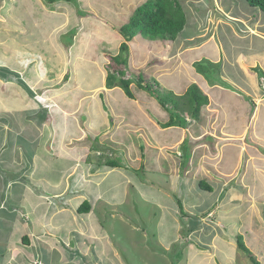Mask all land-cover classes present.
I'll list each match as a JSON object with an SVG mask.
<instances>
[{
  "label": "crops",
  "instance_id": "obj_1",
  "mask_svg": "<svg viewBox=\"0 0 264 264\" xmlns=\"http://www.w3.org/2000/svg\"><path fill=\"white\" fill-rule=\"evenodd\" d=\"M69 1L72 0H66L67 3ZM88 1L94 2V0ZM245 1L220 0L221 6L218 5L217 0H210V4L205 9L208 6H213L211 8L218 12L221 9L233 20L240 18L241 14L248 16L251 13L255 17L250 18L264 20V11L250 6ZM11 3V0H6L4 3L0 0V22ZM104 4L109 7L113 3L111 0H104ZM192 8H188L190 16L183 5L187 24L175 40H169L172 44L164 47L165 54H150L147 59L161 70L159 73L155 72L160 74L158 78L160 81L170 75V78H166V81L163 80L161 83L164 91L168 89L169 92L181 96L192 81L208 97V103L201 107L199 116L185 127L164 126L163 124L170 120V111L149 92L139 86L140 89L135 88L137 84L132 77L130 78L133 81L130 84L132 97L128 96L124 88L119 85L120 75L115 74L114 84L108 85V76L115 67L110 61L114 54L105 50L100 53V57H93L88 49L78 51L83 44L85 48L90 46L92 39L90 34H87L88 31L83 34L81 45L75 50L71 48L72 43L68 45L64 43L65 46L56 43L51 46V53H47L50 57L48 63L55 73L51 78L42 72L43 66L40 61L36 67L32 64L26 66L28 77H25L21 75L24 67L12 63L8 67L6 66L9 64L8 61L0 58V67H6L14 72L7 76L4 72L0 73V94H3L0 100H3L6 106L0 109V172L4 170L3 166H15L5 169L9 171V176L2 177L0 174V264H60V262L87 264V261L89 264H120L123 260L122 248H119V243L110 240V237L113 238L111 235L114 230L106 229L105 226L100 230V216L95 217L94 214L98 212L99 207L104 214L121 213L124 195L131 187H124L125 192L117 190L115 186L99 188L95 195H90L91 188L102 186L101 182L107 178V171L115 176L126 175L127 180L132 178L130 174L134 175V158L130 155H134L136 149L135 135L142 132L152 137L153 141L146 143L148 156L144 154L146 162L141 167L145 168L146 175L143 178L138 175L139 177L134 181L138 184L139 180H142V186L150 185L159 190L148 187L146 191L142 188L136 189L134 202L136 200L139 204L140 197L153 210L160 212L161 216L157 221L155 232L165 231L167 227L165 222L169 218L172 220L178 218L174 229L177 232L180 227L182 231V222L186 219L181 215L183 219L181 222L178 216L180 199L189 220L198 216L201 221L205 213L216 209L222 219L221 221L218 218L215 222L218 232L223 231L219 237L222 239L220 243L222 247L233 245L239 249L236 239L243 232L246 236L252 234L257 239V242L247 239V243L250 244L247 247L256 246L257 251H261L258 250L257 244L264 245V151L261 152L259 148L261 145L264 147V41L263 44L259 42L253 45L247 42L248 36L245 30L240 29L241 34L238 32L237 34L228 29L230 36L223 27L217 28L213 24L209 26L210 32L215 29L212 38L221 35L223 43L219 45L210 37L208 39L202 37L203 53L188 57V53L193 51L185 50L184 46L200 29V27L198 29L199 23L194 21L195 16H192L194 13ZM198 9L202 14V7L195 6V12ZM252 9H258V12ZM118 13L119 8L112 9L113 16ZM235 20L239 22L238 19ZM193 25L194 33L191 32L189 37L180 42L181 35L191 31ZM29 27L33 30L34 22ZM86 34L90 37L85 39ZM66 49L68 60L56 58ZM83 57L94 65L92 69L90 66L86 69L80 68L79 61H82ZM89 57L96 60H90ZM52 58L55 60L52 61ZM202 59L216 64L212 75H201L193 68L194 64ZM147 61L142 60L141 67ZM183 68L187 72V80L179 82L177 78H185ZM125 69V78L134 75L132 73L134 53L132 57L131 54L128 55ZM150 72L146 75L151 80ZM175 72H178L177 76H172ZM94 75L98 77L96 80ZM140 99L144 102V107H141L140 103H135V100ZM7 101H14L15 105L18 102L19 108L9 109ZM184 115L189 121L191 117L186 113ZM95 118H100V121L94 122ZM87 119L91 122L92 131L95 128L101 131V134L94 136L92 144H86L88 140L86 138L84 140L85 135L81 133L85 134V130L80 125V121ZM122 124L123 126H120ZM112 127L115 130L109 132ZM87 130L91 134L90 128ZM47 133L51 136L58 135L50 142L49 149L45 144ZM80 134L81 138H78L76 135L80 137ZM90 134L87 137H90ZM40 136L39 146H35ZM120 138H123V141ZM236 139L240 142H234ZM146 146L141 145V148L147 150ZM175 148L179 149L182 154L181 159L185 161L184 163L179 160L183 164L181 170L178 164H170L168 161L172 158ZM28 149H31L32 153H29ZM117 149L121 150L119 157L122 156L124 159V161L120 160L124 167L107 166L105 163L107 158ZM160 152L163 155L159 156ZM185 153L188 155L186 160L183 157ZM24 155L30 162L28 164L33 165L32 168H25L28 164L23 159ZM129 157L131 160H128ZM135 159L138 161L137 158ZM82 163L87 166L96 164L95 169L104 168L106 175L98 179L96 184L95 181H91L90 184L91 175L96 174H92L94 171L82 166ZM61 164L63 165L59 167ZM151 165L153 167L159 165V168H153ZM28 176L31 177L30 184L25 183ZM159 176L163 177L165 183H169L167 187L158 185L156 179ZM86 177L89 187L78 189L77 194L83 200L75 202L72 199L70 204L68 201V204H62L59 208L58 197L66 194V198L71 200L70 197H74L77 188H80V179L83 178V181ZM202 180L209 184L210 189L200 186ZM129 183L133 185V179ZM165 188L172 192L177 189L181 192L180 197L169 193ZM90 197L96 198L91 210L78 212L79 204ZM175 214L177 215L174 216ZM100 222H108L106 216ZM202 225L208 227L206 221L202 222ZM225 228L227 233L224 231ZM229 233L234 235L227 238ZM158 235L160 238L154 243L161 245L168 240L164 238L163 232ZM134 244L138 245L137 242ZM100 252L102 254L99 255ZM43 253H53V258L51 255L49 258L47 256L42 258ZM93 254L94 256L89 258V255ZM219 259L224 260V264H230L229 262L232 261L228 258ZM210 261H206V264H216L211 259ZM250 261L252 262L251 259Z\"/></svg>",
  "mask_w": 264,
  "mask_h": 264
},
{
  "label": "rangeland",
  "instance_id": "obj_2",
  "mask_svg": "<svg viewBox=\"0 0 264 264\" xmlns=\"http://www.w3.org/2000/svg\"><path fill=\"white\" fill-rule=\"evenodd\" d=\"M5 1L6 0H2V3H4ZM7 1H10V0H7ZM46 1L47 0H37V1L26 0L25 2L24 0H19V1L11 0L12 3L10 4V6H8L9 10L6 9L5 16L2 17V20L0 22V29H1L0 30V42H2L0 43V50H3L2 52H0L1 53L0 58L2 57V59L8 61L9 64L6 65L8 67H10L9 66L10 63H12V65H15V66L24 67L21 72L22 76H25V77L27 76V73H26L27 67H29L31 64L34 67H36L38 66L37 64L40 61V63L43 66L42 72H45L46 74H48L47 75L48 78L53 77L55 75L54 70L51 69L50 64L48 63V61L50 60V57L48 54H50L51 53L50 51H52L51 46H54L56 43L59 46H61L62 44L65 46V44L68 45L72 43L71 48L75 50L79 48V46L81 45V42L83 40V34L88 31L87 34H90L91 39H92V40L90 39L91 40L90 46L85 48L83 44V47L81 46L82 48H80L78 51L82 52L83 50L88 49V51L91 53L93 57L95 56L100 57L101 56L100 53H103L106 50L107 53L114 54L113 56H115L119 53H122L121 51L122 43L126 42L129 46L128 55L131 54V57H132V53H134V69L132 70V73H134V75L132 74V76L127 77V78L132 77L134 78V82L137 83L139 77L141 76L144 80H148L151 83L158 81L161 87H162L161 83H163L162 81L163 80L166 81V78H170V75H168L167 77H164V79L160 81L158 79L160 77V74H156V73H159V71L161 70L156 68V65L150 63L149 60L147 61L148 56L150 54L162 55L164 51H166L164 50V47L166 46L168 47L170 46V44H172L169 42V39H150L140 33H137L136 35H132L130 33L128 34V37H127V35H124V32L122 31V26L129 22V19L131 15L133 14V12L135 11V9L139 5L146 2L147 0H111L113 4L110 5L109 7L108 5L104 4V0H98V1L94 0V2L92 3L91 1H88V0H72V1H69V3H67L66 0H55V2L53 3H48V2L46 3ZM180 1H181L180 3L182 4V6L184 5L186 13L189 14L190 16L191 14L188 8L193 7L192 9L194 10H192V12H194L193 13L194 15L192 14V16H195L194 21L199 23L198 29L200 27L199 32L195 34L198 36L193 35L194 37H190L189 39L187 38L188 39L187 44L185 42H182L183 44H186L184 46L185 50L192 49L193 51V52L188 53V57H192L194 56V54L200 55V53H203L202 45H203L204 40H202V37H206L207 39L208 37L212 38L211 35L214 34L215 29L213 30V32H210L209 26L213 24L217 28L223 27L227 31V33L230 34V36H231V33L228 31V29H230L232 33L238 32L239 34H241L240 29L245 30L248 36L247 38L248 43L250 42L253 45H257L260 42V44H263L262 41H264V20L262 19L256 20L254 18H250L251 16L255 17L253 13L248 14V16L246 15L242 16L241 14L240 18L242 20L240 18H235L239 20V22H237L235 19L233 20L230 17V15L225 14L226 12L222 11L221 9H220L221 11L218 9L219 12L213 10L211 8L213 6L211 7L208 6V8L205 9V7L208 4H210V0H197V1L196 0H180ZM217 1L219 5L220 0H217ZM14 2L16 3V5ZM195 6L200 7V8L202 7L203 9L202 14L200 13L199 9L196 10L195 12ZM118 8H119V13L113 16L112 9L116 10ZM247 8H249V6H247ZM252 10L255 12H258V9H252ZM233 12H237V11H233ZM248 20H250L251 22H249ZM33 22H34V27L32 30V28L29 26ZM194 27L195 26L193 25L191 31H188L186 32V34L181 35V37L179 38L180 42L184 40L186 37H189V34L194 31ZM257 29H262L263 31L262 32L256 31ZM87 34H86L85 39L90 37V36H87ZM255 35H258L260 37H257V36L255 37ZM219 37H215L214 39L213 38L212 39L216 40V42H218L219 45H221V43H223L222 42L223 39L221 35ZM5 49L6 51H4ZM66 52H67V49L61 54H59L60 57H56V58L66 59L68 57V53ZM167 52H169V50ZM226 53L227 51H225V54ZM23 57H26V58L21 59ZM93 57H89V59L93 61L96 60V58H93ZM102 57H103V54H102ZM70 58L73 59V57L71 56ZM153 58L155 57H152V59ZM53 60L55 59L52 58V61ZM142 60H145L147 62L141 67ZM110 61L112 62L111 58H110ZM208 62L209 61L205 59L199 60L194 64L193 68L196 71H199L198 73L201 75L203 74L208 75V76L212 75L213 73L212 65H209ZM79 65L81 69H86L88 66H90V69H92V66H94L93 64L89 62V60L84 59V57L82 61H79ZM187 66H189V64H187ZM206 66L208 67L205 68ZM127 70H130V69L127 68ZM149 71H151L150 72V76H151L150 78H152L151 80L148 79L149 77L146 75ZM182 72H184L185 78H177L179 82H182L184 79L187 80L188 75L184 68L182 69ZM177 74L178 72H175L172 76H177ZM94 78L96 80L98 77L94 75ZM190 82L192 84L194 83L192 81ZM161 87H159L157 84L155 85V88L160 92L161 95H165L169 92L168 89H166L167 91L166 92L163 90V87L162 88ZM135 88L140 89L138 87V84ZM170 95L174 100H178L180 104L186 102L185 97H181L180 95H175L173 92H171ZM0 96L2 97L3 94H0ZM7 103L10 107L9 108L7 106V108L9 109L19 108L18 102H16V105L14 101H7ZM135 103L136 104L140 103L141 107H144L143 106L144 102H142L141 99L135 100ZM4 108H6V106L4 105V101L0 100V109H4ZM77 117L79 119V114H77ZM123 117H122V121H123ZM97 121L99 122L100 118L94 119V122H97ZM122 121L120 120L121 123ZM80 125H82V127H84V130H85L84 131L85 134H83V132L81 133L82 135H85L84 140L85 138L88 140L86 144L87 143L92 144L95 138L94 136H98L99 134H101V131L99 132V129L97 128H95L92 131L91 129L92 126H90L91 122L89 119L83 120L82 122L80 121ZM120 126H123V124ZM263 126H264V121H263ZM88 128H90L91 134L87 130ZM113 130H115L114 127L109 129V132H113ZM57 133L60 134V132H57ZM142 133H138L134 137V146L136 147V149L134 150V155H130L132 158H134V175L130 174L132 178L127 180L126 175L115 176V174L112 175L107 171L108 173L107 178L105 179V181L103 180L101 182L102 186L100 187L94 186L91 188L92 190H91L90 195H95L96 191L99 188H104V187L107 188V187L115 186L117 190L122 191V192H125V190L123 189L124 187L126 188L128 186V187L133 188V189L129 188V190H127L128 193L125 195L123 194L124 200L121 206V213L118 212V213L104 214L102 209L101 210L99 209L101 207L98 206L99 208L96 207V209L98 208V212L96 211V214H94L95 217L99 215L101 220L105 219V216L107 218L108 222L101 223L100 222L101 220L99 221L100 230L104 229V226L107 227L106 229L114 230L113 231L114 233L112 231L110 232L111 234L113 233L111 235L113 238L110 237V240L113 243L115 242L119 243L120 244L119 248L120 249L122 248L121 256L123 260L120 261L121 262L120 264H206V261H210V259L212 260V262L214 261L216 264H224V260H222L223 261L222 262L221 259L219 258H222V259L228 258L229 260H232L229 262L230 264H253L248 258V255L245 252L240 251L237 247L235 248L233 245H229L226 247L221 246L220 243H222L221 242L222 239L221 238L219 239V237L221 236L223 231L220 232L219 230L218 232L217 230L218 227L216 226L215 222L218 220V218L221 221L222 219L219 213L216 212V209L211 210L209 213H205L203 215V219H201V221L199 220L201 224L197 225L194 228V230L191 231L192 234L191 232L185 233L184 224L182 222L183 219L181 220V217H180L182 214L177 213L179 216V219L182 222L184 230L182 229V231H180V227H178L179 230H177V232L178 231L179 232L177 233L174 227H176L175 222H177L176 220H178V218L176 219L174 218L175 220H172L169 218V220L165 222V225L167 226L164 229L165 231H162L163 235L165 236L164 238H167L168 240L164 244H161V245L154 243V242H157L158 239L160 238L158 233L159 234L162 233V232H158V230H156L155 232V228L158 224L157 221L160 219V216H161L160 212L158 210L156 211L153 210V208L151 206H148L144 201H142L140 197H139V204L137 203L138 201L136 200L134 202V197H135L134 191L136 189L139 190L142 188L144 191H146L145 189L147 187L152 188V186L150 185L142 186L141 184L142 180L138 179L139 180L138 184L136 183V181H134V180H137L139 176L140 178L141 176L143 178V176L146 175L145 168L143 167L144 168L143 169L141 167L144 166L146 162V158L144 156L145 155L146 157L148 156L147 154L148 145L146 143L148 141H153L152 137L147 136L144 133H143L144 135L143 136ZM28 134H30V132ZM89 134L91 136L87 137V135ZM45 136H46V141H47L45 142V144L48 145V149H49L50 142L54 141L56 139V136L58 137V135L51 136L50 133H47L45 134ZM76 136L78 138H81V134H80V137L79 135H76ZM12 137H14V135ZM238 137L243 138L241 135L240 136L238 135ZM40 139H41V136L38 138L37 142H35L36 143L35 146H39V143L41 141ZM120 139L123 141V138H120ZM234 142H240V141L239 139H236V141ZM141 145L143 146L147 145L145 147L147 150H143L141 148ZM259 148L261 152L264 151V147L262 145L259 146ZM168 150L166 149V151ZM27 151L29 153H32L31 149H28ZM120 153H121V150L117 149L112 156H109V158L111 159L114 158L116 160L124 161L122 156L121 158L119 157ZM172 154H173L172 158L168 160L169 163L170 164L172 163L174 165L178 164V168L180 167V170H181L183 168V164L180 163V161L183 162V160L181 159L182 158L181 152L179 151L178 148H175ZM160 155H163V154L160 152L159 156ZM154 156H156V153H154ZM141 157L142 159H140ZM135 158H137L138 161H136ZM23 159L26 161V164L30 163L26 155H24ZM129 159L130 157L128 158V160ZM160 159H162V156ZM60 161L61 159H59V162ZM62 165L63 164H61L59 167H61ZM82 166H87V165L82 163ZM151 166L153 167V165ZM12 167H15V166H12V165L3 166L2 169L4 168V170H1L0 172L2 177H4L5 175L9 176L10 175L9 171L5 169L6 168L9 169ZM32 167L33 165L28 164V166L25 168L28 169ZM87 167L90 168V170L94 171L92 172V174H96V175H91L92 178L90 180V184H91V181H95L94 184H96V181H98V179L103 178V176L106 175L104 172L106 170L104 168L100 167L98 169H95L96 164L88 165ZM154 167L159 168V165H154ZM25 168H23V170ZM99 173H102V175H98ZM30 178L31 177L28 176L27 181L25 182L26 184H30L31 182ZM82 179L83 178L80 179V184H79L80 188H77L74 197H70L71 200L66 198L67 197L66 194L65 196L58 197L59 206L62 204H66V203L68 204V201L70 204L72 202V199L75 202L83 200L82 197H79V195H77L79 191L78 189H82V187L87 189L89 187V182L86 181L87 177L83 181ZM131 179H133V185L129 183ZM156 180H158L157 181L158 185L162 184V185H166L167 187V184H169V183H165L163 181V177L161 176H159L158 179ZM152 189L159 190L156 187ZM165 190H167L171 194H176L178 197H180L181 195V192L177 191V189H175L177 192L176 191L172 192L168 188H165ZM70 194L71 193H69L68 196H70ZM95 199L96 198H93V197L86 198V200H88L91 204L96 201ZM77 204L78 203H76V205ZM51 205L49 206L52 207ZM174 205L175 204H173V206ZM59 208H61V206ZM106 211L107 210H105V212ZM177 214H175L174 216H176ZM163 215L164 214L162 213V216ZM182 217L186 219L185 222H188L189 217H186V216H182ZM204 221H206L208 225L207 228H205L206 226L204 227V225H202V222ZM224 231L227 233L226 228L224 229ZM152 232L153 233L155 232V234H153ZM216 232H218V234H216ZM240 234H242L240 235L241 239L244 240V243L246 242L247 246L250 245L247 243L248 241L247 239L255 240L257 242V239L252 234L248 236H246V234L243 232H241ZM231 235H234V234H230V233L227 234L228 236L227 238L231 237ZM216 239H218V241H216ZM120 242L122 243V245ZM134 242H137L138 245L134 244ZM212 242H214V244ZM224 242H227V241L224 240ZM167 244H170V245H167ZM257 245H258V250H261V251L258 252L256 246L249 248V249L253 251L252 253H254V255L256 254L255 257L258 260L259 264H264V247H263L264 245L262 243L257 244ZM58 246H61V245H58ZM252 246L254 245L252 244ZM106 247H110V246H106ZM57 253L60 254L61 252H57ZM100 254L102 253L100 252L99 255ZM50 255H51V258H53V253L52 254L43 253L42 258H45L46 256L49 258ZM92 256H94V254L89 255V258H92ZM60 264H62V262H60ZM87 264H89V261H87ZM225 264H228V263H225Z\"/></svg>",
  "mask_w": 264,
  "mask_h": 264
},
{
  "label": "trees",
  "instance_id": "obj_3",
  "mask_svg": "<svg viewBox=\"0 0 264 264\" xmlns=\"http://www.w3.org/2000/svg\"><path fill=\"white\" fill-rule=\"evenodd\" d=\"M246 1L250 6L258 7L259 9L264 11V0ZM47 2L53 3L55 2V0H47ZM180 2V0H147L135 9L129 19V22L122 26L124 35H127L128 37V34L130 33L132 35L140 33L150 39L175 40L178 35L184 30L187 24V16ZM128 50L129 46L126 42H124L121 46L122 53L111 56L112 62L115 67L114 71L111 72L108 76V85L114 84V79L116 78L115 74L120 75L118 81L119 85L124 88L128 96L132 97L133 94L130 89V84L133 81L130 78L124 77V75L126 74L125 68L128 62ZM208 63L209 65H212L213 70L216 68V64H213L210 61ZM208 66H206L205 68H207ZM1 72H4L5 76H7L9 73H14L12 70L6 67H0V73ZM15 75H17L16 72ZM154 83H151L148 80H144L140 76L136 84H138L140 88L146 90L153 97L159 100L164 107L168 108L171 116L170 120L163 124L164 126L179 125L185 127L189 122L199 116L201 107L208 103V97L200 90V88L196 84L190 85L186 92L181 95V97L186 98V102L180 104L178 100H174L171 97V92H168L165 95H161L160 92L155 88V85L157 84L159 86V83L156 81ZM185 113L191 117L189 121L188 119H186V115H184ZM185 154L183 155L184 160H186L188 157V155L186 154L185 156ZM183 162L185 163V161ZM105 163L107 164V166L111 167L123 166L120 160L111 158H107V161ZM200 186L204 189H210L209 184H207V182H205L204 180L200 181ZM179 204L180 213L182 214V216H186L187 213L185 212L180 199ZM91 206L92 204L88 200H84L79 204L77 211L80 213L89 212L91 210ZM199 219L200 218L198 216H195L193 217V220L183 222L185 233L191 232L197 225L201 224ZM236 243L239 249L249 256L252 262H254L255 264H259V262L255 258V255L243 242L240 235H238Z\"/></svg>",
  "mask_w": 264,
  "mask_h": 264
},
{
  "label": "clouds",
  "instance_id": "obj_4",
  "mask_svg": "<svg viewBox=\"0 0 264 264\" xmlns=\"http://www.w3.org/2000/svg\"><path fill=\"white\" fill-rule=\"evenodd\" d=\"M253 7V6H252Z\"/></svg>",
  "mask_w": 264,
  "mask_h": 264
}]
</instances>
